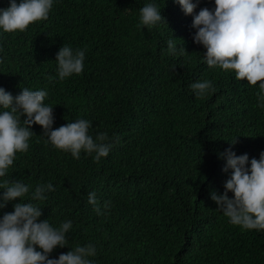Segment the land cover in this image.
Listing matches in <instances>:
<instances>
[{"label":"trees","instance_id":"obj_1","mask_svg":"<svg viewBox=\"0 0 264 264\" xmlns=\"http://www.w3.org/2000/svg\"><path fill=\"white\" fill-rule=\"evenodd\" d=\"M147 2L55 0L46 20L0 36V86L13 96L24 87L46 89L54 129L88 119L94 140L105 132L114 142L99 161L83 151L77 159L33 124L29 150L18 152L0 179L23 181L30 191L54 185L46 200L31 201L53 226L73 222L68 245L49 258L92 243L94 264H264V230L231 224L211 198L231 173L225 149L250 160L264 151L260 82L238 80L203 59L193 16L214 0H194L190 15L174 0H156L165 21L151 28L139 22ZM9 3L0 0V8ZM170 38L185 51L169 54ZM64 44L83 49L85 60L82 73L61 80L56 56ZM204 79L213 90L197 97L190 85ZM93 191L102 215L88 201ZM18 202H8L0 217Z\"/></svg>","mask_w":264,"mask_h":264},{"label":"clouds","instance_id":"obj_2","mask_svg":"<svg viewBox=\"0 0 264 264\" xmlns=\"http://www.w3.org/2000/svg\"><path fill=\"white\" fill-rule=\"evenodd\" d=\"M55 0H10L9 6L0 8V36L4 33L24 31L39 20H46ZM186 15L194 13L198 4L194 0H174ZM214 7L202 8L193 16L192 27L196 29L193 39L206 52L203 59L210 67L234 72L238 80L246 78L251 85L259 81L258 96L264 107V0H214ZM139 22L146 27H155L165 21L156 0H149L139 10ZM3 47L0 46V52ZM175 39L167 41V52L177 55ZM85 51L69 45L61 47L56 56L58 77L61 80L80 74L84 69ZM3 58L0 57V63ZM195 96L203 97L213 90L208 79L190 85ZM46 89L22 88L15 96L0 86V178H4L18 152H26L33 135L31 125L42 126L43 134L53 147L70 152L79 159L81 152L99 161L106 157L114 142L107 133H98L96 139L89 133L92 122L77 119L53 128L55 121L53 106L45 103ZM22 117H25L22 119ZM236 139L231 142L235 144ZM226 158L224 171L231 170L224 183L222 194L212 192L211 198L233 225L248 230H264V151L259 159L247 153L237 155L231 147L221 154ZM23 181L0 179V209L20 198L13 205L14 211L0 217V264H94L90 257L96 255L94 244L77 245L58 258H49L57 247L68 245L67 234L73 227L71 220L59 226L40 219L42 208L31 201H44L46 193L54 190L51 182L38 183L34 190ZM229 192L233 196H229ZM30 195V201L23 198ZM88 201L98 215L103 211L96 193L88 194ZM104 209L109 207L105 202ZM37 246L40 250H37Z\"/></svg>","mask_w":264,"mask_h":264}]
</instances>
